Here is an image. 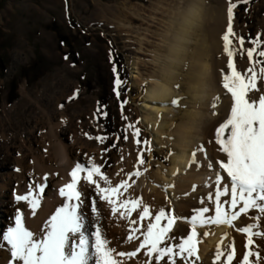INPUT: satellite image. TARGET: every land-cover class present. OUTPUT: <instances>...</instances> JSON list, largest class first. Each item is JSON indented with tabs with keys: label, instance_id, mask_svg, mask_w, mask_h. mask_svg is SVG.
<instances>
[{
	"label": "rangeland",
	"instance_id": "1",
	"mask_svg": "<svg viewBox=\"0 0 264 264\" xmlns=\"http://www.w3.org/2000/svg\"><path fill=\"white\" fill-rule=\"evenodd\" d=\"M211 3L218 15H227L230 3L237 4L233 20L235 36L231 37L238 53L235 63L242 75H249L248 68L252 67L253 62L247 59L246 52L254 47L249 38L258 37L261 45L264 46V0H249L248 4H243L241 0H211ZM166 7V0H0V160H9L5 154L6 149H3L5 144H8V147L21 148L22 151L20 137L16 141L12 139L16 135H26L27 129L36 126V118H39L38 124L41 125L43 117L40 110L44 109L52 115L56 111L57 100L61 99L59 102H62L65 98L66 100L61 103L57 111L66 109L64 112L69 117V127L75 124V128H70L67 136L77 135L83 139L88 138L94 144L102 145L101 165L104 169L103 174H106L109 179L115 177V173L117 174L118 165L126 162L121 160L123 153H126L125 157H129L132 151L134 158L129 160L128 167L130 166L134 172H141V175L132 176V171L127 173L122 167L120 181H123L125 176L130 179L136 198L142 199L146 204H149L148 200L154 199V202L152 201L154 207L155 199L158 200L157 195L165 194L166 206L163 205V207L165 206L166 213L177 217L172 235L185 239L191 234L190 220L201 208L202 198L205 197L208 200L209 195L215 193L217 187L221 190L224 187L230 188L231 182L229 178V182L222 185L221 179V184L216 185V176L220 175L223 178V172L219 171V164L216 163L218 167L216 165L210 168L211 160L203 158L196 160L197 163L193 164L192 153L196 151L193 148L194 151L191 150L190 158L185 166L170 171L172 157L176 153L178 144V137L174 135L175 130L171 131L175 126L174 123L170 132L166 131L165 134L158 135L156 138L153 128L158 129L160 121L154 127L155 121L151 124L143 121L146 109L144 105L147 104L145 97L149 89L147 73L148 62L151 59L150 50L154 42L153 34L157 31L159 22L164 19L162 9ZM227 24L218 28L220 34L226 33ZM241 37L245 41L243 46L239 45ZM253 59L264 58L254 54ZM114 66L121 80L127 81L121 89L119 98L114 92L116 78L113 72ZM259 66V64L256 65L257 70ZM257 87H261L259 80ZM221 90L223 91L222 85ZM250 95L253 94L250 93ZM184 97L187 99H181V105H187L186 108H188L190 98L188 95H182L179 98ZM228 97L231 102V96L228 95ZM125 100L128 103L122 110L121 103ZM170 108L171 112L186 109L176 106ZM210 109L211 107L208 106L210 119L220 115L219 108L212 109L216 115L210 114ZM105 112L106 117L103 114ZM79 115L82 116L78 120ZM230 115L231 113L229 118ZM124 116L128 118L127 121L122 118ZM137 121H139L138 124ZM129 123L141 129L140 144L136 143L137 138L131 134L134 129L125 131ZM40 133L39 136H42V132ZM225 133L228 134V131L226 130ZM2 135H7V141H4ZM125 135L128 136L127 140L124 139ZM96 137H108V139L100 142ZM145 140L150 143L145 145ZM199 141L203 142V139L200 137ZM157 145L159 147H156ZM214 146L216 147L209 141V150H213ZM209 150L206 148L204 152ZM141 155L146 160L145 165L139 164ZM204 155L208 156V153ZM209 157L216 160L211 154ZM145 168L148 169L147 172L144 171ZM199 175H202L200 183ZM190 178L191 180L194 178L196 182L193 186L184 188ZM167 185L172 187L165 189ZM214 199L215 196L212 197L211 205L209 204L213 212ZM221 200L222 202L230 200V195L222 197ZM180 202L189 209H182L179 212L177 205ZM97 205L98 209L102 210L105 223V220L108 221L111 218L108 217L110 209L107 204L101 205L102 207L100 204ZM249 212L248 223L252 224L254 222L251 218L259 213L255 209ZM211 213L206 216H213ZM244 216L246 214H242L234 222V226L224 225L226 232L223 234V242L218 243L219 246L212 245L203 256L196 252L193 259L190 257L186 264H224L226 257H222L221 262H216L214 256L218 250H226L229 244L235 246L237 258L233 264H238L246 251V235L238 231V225L243 224ZM131 219L138 220V216L134 213ZM124 220L123 227L126 226V229H129H124L122 232L125 242L124 239L119 238L115 227L112 226L114 219L108 221L110 226L107 227L104 224V230L107 231V236L111 235L113 242L111 246L117 251L127 252L128 246V252L135 251L139 241L134 240L128 245L127 238L129 235H140V233H132L131 229L142 227L130 225L128 220ZM260 221L264 222L263 218ZM143 224L146 225L145 221ZM261 226L264 227V223ZM214 227L218 225L208 223L198 226L196 243L200 246L207 244V238L211 233L209 228ZM234 235L240 238L239 244L236 243L238 245L233 241ZM209 254L213 256L212 260L211 257H206ZM144 259L145 255L141 250L137 257L128 261V264H138V261Z\"/></svg>",
	"mask_w": 264,
	"mask_h": 264
},
{
	"label": "snow or ice",
	"instance_id": "2",
	"mask_svg": "<svg viewBox=\"0 0 264 264\" xmlns=\"http://www.w3.org/2000/svg\"><path fill=\"white\" fill-rule=\"evenodd\" d=\"M241 2L248 4L249 0ZM236 8V3H230L227 9V30L222 36L223 52L229 58L227 69L230 70V74H223L224 70H221L222 86L230 93L233 104L230 118L215 129V143L227 156V162L221 161L219 168L227 173L231 183L230 188L224 187L221 190L217 187L215 199L212 201L215 205L214 216L206 217L210 211L209 207L198 209L190 220L191 234L185 239H180L172 235L173 225L177 220L175 215L167 214L164 207L153 212L142 199L125 196L131 187L128 180L113 185L94 162L91 166L77 163L69 173L70 182L58 189L62 203L47 218H41L45 190L49 187L47 175L43 176L40 182L31 181L23 192L15 195L17 204L24 207L17 208L12 218L13 224L0 234V252L8 253L7 257L0 258V264H128L141 250L145 259L138 261V264H186L197 252L198 226L208 223L234 226V222L242 214H248L251 209L257 210L259 214L252 218L254 223L238 229L246 235V251L238 264H264V243H261L264 241V227L259 223L264 218V59H253L254 54L264 58V46L258 37L249 38L254 47L247 50L246 56L253 64L248 68L249 75H242L236 67L235 57L238 53L231 39L235 36L233 20ZM244 43V39L239 38V45L243 46ZM257 64L260 65L258 70ZM113 72L116 74L114 92L119 98L127 81L121 80L115 66ZM258 80L261 81L259 88ZM180 87L179 84L176 85L177 89ZM181 99L187 98H174L170 103L178 108H186L187 105H181ZM218 100L219 97L212 101L213 109ZM127 103V100L121 103L122 110ZM103 114L107 116L106 112ZM122 118L125 121L128 119L126 116ZM127 129H134L131 134L137 138L136 143L140 144L141 129L131 123L127 124L125 131ZM174 130L175 126L171 131ZM96 139L104 142L108 137ZM124 139L127 140L128 136L125 135ZM144 143L148 145L150 142L145 140ZM196 155L197 152L194 151L193 164L197 163ZM139 164H146L143 155L139 158ZM209 167L212 165L209 164ZM14 171L20 172L21 169L16 168ZM144 171L147 172L148 169L145 168ZM131 175L138 177L141 172L136 171ZM221 179L220 175L216 176V185L221 184ZM82 180L95 187L96 195L108 205L113 216L124 218L133 225H141L143 231L137 227L131 229L140 235H129L127 238L129 242L139 241L135 251H117L111 246L112 241L103 228L95 199L91 202L95 221H89L85 212L84 193L80 187ZM100 181L105 186H102ZM167 187L172 185L165 186V189ZM228 195L230 200L222 202L221 198ZM208 199L212 200V196L209 195ZM226 205L232 211H229ZM134 213L138 220L131 219ZM30 218L39 221L36 229L28 224ZM144 221H148L146 225L143 224ZM222 257H226L224 264H233L237 258L234 244H229L226 250H218L215 261L221 262Z\"/></svg>",
	"mask_w": 264,
	"mask_h": 264
},
{
	"label": "bare ground",
	"instance_id": "3",
	"mask_svg": "<svg viewBox=\"0 0 264 264\" xmlns=\"http://www.w3.org/2000/svg\"><path fill=\"white\" fill-rule=\"evenodd\" d=\"M218 16H219V22L212 24L210 27H208L206 29L204 39L211 46L212 53H213L211 62L213 65L214 91L210 97V102H209L208 106L211 107L212 101L215 98L219 97V100L217 102L215 109H218V108L220 109V113H219L220 115L217 116L215 119H209V120L204 122V124L202 125V133H201V139H203V142H201L202 141L201 140V141H199V143L196 146L192 147L193 149L196 150V152L199 153L196 155V160H202V158L204 160H211L209 162V164H211L213 167H215L217 164H219L223 160H224L223 162H227L226 154L223 153L222 151H220V146L215 143V129L218 128L222 123H225V121L229 118V113H231V107L233 104V101L230 102V98L228 97V95H230V93H228V95H227L226 94L227 91L224 88H223V91L221 90V85H222V72H221V70L222 69L224 70L223 74H230V70L227 69V62H228L229 58L223 52V40H222L223 33L220 34V32H219L220 30H218V28L220 26H225L227 24L228 16L225 14H222V15L220 14ZM183 71L187 72L188 69L185 70V67H184ZM136 78H138V76ZM220 82H221V85H220ZM177 84H179L181 86L180 89L176 88ZM148 88L149 89H148V92H147L146 97H145L147 104L144 105L146 109L144 110L143 121L147 122L148 124H151L155 121L153 124V127L155 126V124L158 121H160L159 128L158 129L153 128V130L156 132V138H158V135H161L166 131L170 132L169 130L171 129V126L173 125L170 121V113L172 111L170 108L172 106L170 102L174 98H179L182 95H186L185 94L184 78H183V76L177 77L175 84H174L175 91L171 97H153L150 94V88H151L150 84H149ZM52 100H54V99H52ZM60 100L61 99L57 100V103L55 104L56 111L53 112L52 115H50L51 112H48L44 109L40 110L42 117H43L41 119V123H42L41 125L38 124V122H40L39 118H36V122H35L36 126L34 125V126L30 127L29 129H27L26 135H24V136L16 135L12 139V141H16L18 139V137H20V140L19 139L18 140H19V142L22 143V149H23L22 151H21L20 147H19L20 149H18L15 146L14 147H12V146L8 147V144H5V146H3L4 147L3 149H6L5 154L7 156V159H9V160H0V234H2L3 231L8 226H11L13 224L12 218L15 216L17 208H23L24 207L22 204H17L14 197L18 192H23L25 190L26 186L31 181L35 180L36 182H40V179L45 175H47L49 178L48 179L49 187L46 188V190H45V198H44V202H43L42 210H41V213H42L41 218L43 219V218H47L48 216H50L54 212V209L62 203V198L58 194V189L60 187H62L65 183L70 182L71 177H70L69 173L77 163H81V164H84L87 166H91V164L94 162L96 165H98L101 168V171L103 173L104 169H103V166L101 165V163H102L101 160H102L103 154L100 153L103 149L102 145L94 144V142L88 140V138L83 139L81 137H78L77 135H72V136L68 135L67 136V134H68L67 132L70 130V128H72V127L75 128V124L73 126L69 127V117L64 112L66 109L60 110L61 112L57 111L61 107V103L64 102V100H66V99L64 98V100L62 102H59ZM212 109L213 108L211 107L210 114L213 115ZM81 116L82 115L78 116V120L80 119ZM11 128H14V127H11ZM175 131H176V129H175ZM37 132H38V134L36 135ZM40 132H42V136H39ZM72 132H73V134H75L73 130H72ZM227 135L228 134L225 133V137H227ZM2 138L4 139V141H7L8 137H7V135H2ZM209 141L213 142L216 145V147L214 146V148H213L214 151L209 150V148H208ZM4 143H6V142H4ZM206 148L209 150V152H204V149H206ZM198 149H200V150L198 151ZM192 151H194V150H192ZM139 153H137V156H139ZM204 153H208V156L204 155ZM209 153L211 154L212 157H215L216 160L213 158H210ZM125 155H126V153H123V157L121 158V160H126V162L123 163L122 165L119 164L117 167V174L115 173V177H112L109 179L113 185H116V184L121 182L120 178H121V173H122V167L126 170L127 173H129L131 171L134 172L132 169H130V166L128 167L129 162H130L129 160H133V158H134V156L132 155V151H130L129 157H125ZM185 159H186V157H185L184 150L179 146V144H177L176 153L172 157V161H171L172 167H171L170 171H172L175 168H178V169L183 168L186 164ZM187 160H188V158H187ZM213 160H215V161H213ZM213 162H215L214 165H213ZM11 163H13L14 165L11 166L10 165ZM216 167H218V165ZM16 168L21 169V171L20 172L14 171V169H16ZM219 171L220 172L222 171L224 173V174L222 173V177H223L222 178V185H226L227 182H229V177H227V173L224 172L222 169H219ZM201 176L202 175H199V179H200V180H198L199 183L202 180L200 178ZM204 176H206V175H204ZM125 177L123 178V180H128V182L130 184V179H127V177L126 178ZM94 179H98V178L94 177ZM195 182L196 181L194 180V178L192 180H191V178L188 179V184L186 183L184 185V188H187V187L189 188L190 186H193V184ZM100 183L102 186H105L102 181H100ZM80 187L84 193L83 198L85 199L86 215L88 216L89 221H95V214H93L91 212L92 200L93 199L96 200V202H97L96 207L98 206L97 204H100V206L101 205L106 206V203L104 201H101L99 199V197L96 195L94 186H90L82 180ZM128 193H129V196L136 198V193L132 187H130L128 189L127 194ZM127 194L125 193V196H127ZM154 195H155V191H154ZM160 195L161 194L159 193L156 197V198H158V200L155 199V204H156L155 207L153 205L154 199L152 200L153 202L151 200H148V203H149L148 205L150 206V208L153 212L157 211L159 208H161V207H163V205H165L164 204V198H166V195L162 194L161 198H159ZM211 196L213 197L214 193L211 194ZM152 197L153 196L151 195V198ZM208 200L205 197H203L201 200V201H203V203L200 202V207L201 208L202 207H209L210 211L207 215L209 216L211 211H212L211 214L214 216V212L212 210L213 208L210 207L211 200H209V201ZM165 206H164V208H165ZM98 207H97V210L100 213L101 223L103 225V228H104V224L107 227L110 226L108 221H110V219H114V223L113 224L111 223V224H112L113 228L115 227V231H117V235H119V238L121 237L122 239H124L123 241L125 242V238H123V235H122L123 230L126 229V226L123 227V222L125 221L124 218L122 219L119 216H113L110 213V214H108V217H111V218L108 221L105 220V223H104V221H103L104 217H103L102 210H101V208L99 210ZM177 207H178L179 212H180V210L182 211V209H185V210L189 209L187 206H184L183 203L181 204V202L178 203ZM102 209L104 210V208H102ZM228 210L230 211L231 209L229 208ZM247 216H248V214H246V216H244V218H243L244 222L242 225H240V224L238 225L239 228L243 227L245 224H247L249 222L248 220H250L249 219L250 217H247ZM263 220H264V218H263ZM147 222L148 221H145V223H147ZM251 223H252V221H251ZM259 223L262 225L264 222L259 221ZM28 224L33 229H36L38 227L39 221L38 220H32L30 218L28 221ZM139 227H140V225H139ZM141 229L143 230V228H141ZM209 229H211V233L209 234L210 236L207 238L208 239L207 244H203V246H200L197 244L198 245L197 246V252L199 254H201L202 256L204 255V253L206 252L207 249L212 247V245L215 246L220 241L224 240L223 234L226 232V227L224 225H218V227L209 228ZM108 236H109V239L111 240V238H112V237L110 238L111 235H108ZM233 237H234L233 241H235V244L238 243L240 238L238 236H235V235ZM130 243L131 242H128V245ZM238 244H236V245H238ZM113 245H115V244H113ZM121 245H123V244H121ZM121 245H120V247H121ZM218 246H219V244H218ZM128 247H127V252H128ZM136 247L137 246H135V248ZM130 248L132 249V247H130ZM210 254L206 257H209V258L211 257V260H212L213 256H211ZM7 256H8V253L6 251L0 252V258H4ZM191 259H193V257H191Z\"/></svg>",
	"mask_w": 264,
	"mask_h": 264
},
{
	"label": "clouds",
	"instance_id": "4",
	"mask_svg": "<svg viewBox=\"0 0 264 264\" xmlns=\"http://www.w3.org/2000/svg\"><path fill=\"white\" fill-rule=\"evenodd\" d=\"M164 19L154 35L147 73L153 97H171L178 76H183L189 106L170 113L174 135L185 152V163L199 141L202 125L210 119L208 104L214 91L212 48L204 39L206 29L219 22L211 0H166ZM187 66L188 71L184 72ZM178 121V122H177Z\"/></svg>",
	"mask_w": 264,
	"mask_h": 264
}]
</instances>
